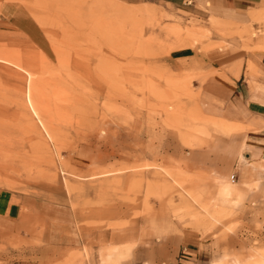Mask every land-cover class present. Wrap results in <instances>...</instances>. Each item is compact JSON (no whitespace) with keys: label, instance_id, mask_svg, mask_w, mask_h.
Masks as SVG:
<instances>
[{"label":"rangeland","instance_id":"rangeland-1","mask_svg":"<svg viewBox=\"0 0 264 264\" xmlns=\"http://www.w3.org/2000/svg\"><path fill=\"white\" fill-rule=\"evenodd\" d=\"M220 6L0 0V264H175L188 245L264 263V166L201 92L210 54L250 49L264 18Z\"/></svg>","mask_w":264,"mask_h":264},{"label":"crops","instance_id":"crops-1","mask_svg":"<svg viewBox=\"0 0 264 264\" xmlns=\"http://www.w3.org/2000/svg\"><path fill=\"white\" fill-rule=\"evenodd\" d=\"M165 1L172 5H180L187 0ZM200 1L203 3L210 1L212 5L219 3L221 6L218 9L216 7L217 13L226 19L234 18L241 24L250 23L254 17L264 18V0ZM253 25L257 29H264V22L255 21ZM250 46V49H246L233 43V46L211 53L207 66L208 74L201 84V92L204 101L217 109L219 114L246 125L244 128L249 130L245 134L246 144L252 152L257 154L255 158L253 156L247 158L250 162L248 166L257 170L264 166L261 162L262 160L264 162V37L254 38ZM207 119L219 125L225 133L239 132L243 129L239 124L227 119ZM222 123L226 126L221 125ZM239 153L243 157L242 150ZM231 181H222L219 184L220 193L224 197H229L235 192L238 194L237 185H234L236 179L234 181L231 179ZM188 193L194 196L190 190ZM180 194L181 202L186 205L184 198L186 195ZM8 209L6 197L4 198V195L0 193V216L6 214ZM182 250L183 254L175 258V264H208L213 260V252L208 248L188 245Z\"/></svg>","mask_w":264,"mask_h":264},{"label":"built area","instance_id":"built-area-1","mask_svg":"<svg viewBox=\"0 0 264 264\" xmlns=\"http://www.w3.org/2000/svg\"><path fill=\"white\" fill-rule=\"evenodd\" d=\"M235 176H236V174H232V179H233V180L236 179Z\"/></svg>","mask_w":264,"mask_h":264},{"label":"bare ground","instance_id":"bare-ground-1","mask_svg":"<svg viewBox=\"0 0 264 264\" xmlns=\"http://www.w3.org/2000/svg\"><path fill=\"white\" fill-rule=\"evenodd\" d=\"M233 180V179H232ZM234 181V180H233ZM264 264V263H263Z\"/></svg>","mask_w":264,"mask_h":264}]
</instances>
